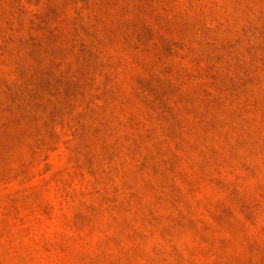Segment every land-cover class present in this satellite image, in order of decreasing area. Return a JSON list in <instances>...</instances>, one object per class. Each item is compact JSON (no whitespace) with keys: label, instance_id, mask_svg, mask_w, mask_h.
Listing matches in <instances>:
<instances>
[{"label":"rangeland","instance_id":"obj_1","mask_svg":"<svg viewBox=\"0 0 264 264\" xmlns=\"http://www.w3.org/2000/svg\"><path fill=\"white\" fill-rule=\"evenodd\" d=\"M0 264H264V0H0Z\"/></svg>","mask_w":264,"mask_h":264}]
</instances>
